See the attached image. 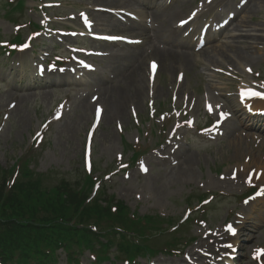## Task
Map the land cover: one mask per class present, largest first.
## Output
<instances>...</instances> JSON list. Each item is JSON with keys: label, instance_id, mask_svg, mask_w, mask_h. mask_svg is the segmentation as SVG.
<instances>
[{"label": "rangeland", "instance_id": "374dc122", "mask_svg": "<svg viewBox=\"0 0 264 264\" xmlns=\"http://www.w3.org/2000/svg\"><path fill=\"white\" fill-rule=\"evenodd\" d=\"M62 5L59 8L60 11L70 12L72 10H77L84 8L86 4L92 5V3L103 4L107 6H133L138 0H61ZM221 0L220 2H223ZM238 0H231V6ZM4 3H0V14ZM146 3L151 7L156 6L159 10H162L164 6L163 0H146ZM31 4V0H26L24 7V17L20 18V22L25 20V18L30 17L27 13V6ZM230 6V7H231ZM169 9V8H166ZM152 10V9H151ZM154 13V12H153ZM155 16L156 28L150 33L155 34L162 38L172 37L173 40L178 38V34L171 35L169 34L168 28L172 20L176 16L169 17L167 16V11L165 15L157 14ZM239 18L237 22L230 26L228 29L229 34L241 33L240 28L237 29L238 24L241 21L248 19V13L246 11L239 13ZM98 21V27L102 31L110 32L113 30L120 31V29L114 24V19L109 15L95 13ZM31 18V17H30ZM165 21L166 26L162 27L161 23ZM247 27H242V30L247 32L246 43H242L240 46L245 45L248 51L253 55V58L249 61H243L238 63V70H241V64L252 63L253 66L259 68L264 76V49H260L257 45L252 42V36L262 34L264 37V2L259 3L257 12L254 13L253 21L247 23ZM125 28V27H124ZM11 24L2 21L0 23V32L2 34H10ZM125 30H128L125 28ZM157 37V40L161 42V39ZM244 39V38H242ZM247 43H251L250 45ZM46 45H50L51 42H46ZM151 44V43H150ZM148 46H141L138 48H124L120 56L110 57L101 59L98 61L103 70H100L99 73L95 74L94 78L91 80L94 82H99V79L106 78L109 81V85H123L121 71H124L126 68L133 65H136L138 61L142 63L143 73H144V82L146 76V58L143 57L142 60H138V54L134 56L128 55L131 51L140 50L142 54ZM244 47V46H243ZM166 48V47H165ZM182 49H177V53ZM184 53L187 52L191 59V64L184 67V81L179 85V87L173 85L174 76L173 74L178 69L177 67L172 71L168 72L165 69H160L159 76L156 79L155 91V102L158 107V112L170 111L171 103L170 95L171 92L176 90L178 96L181 97L184 92L188 96H202L201 91L204 92L207 89V85L216 87L215 93L220 92L221 88L227 87V81L220 77L217 78L213 76L212 70H209L211 66L224 67L223 62L220 58L213 63L208 62L202 53L198 55L192 53V50H182ZM179 62V60H176ZM29 56H25L22 61L20 68H16L15 63L10 64V69L7 74L2 73L4 66L2 61H0V79L9 80L7 83L0 82V110L5 108V105L11 101L15 100L16 105L12 109L10 117L7 120L4 128L0 132V167L7 168L11 167L13 163L18 159H25L30 156L29 162L31 166L39 172H46L50 169H57L61 172L63 171H72V168L81 159L82 146L84 140V133L87 128V125L90 122L91 116V107L88 110L87 118H80L82 114V106L84 103L79 101L74 105L72 110L65 115V117L58 123H55L50 131L47 133L45 140L42 144L39 145V148L32 146L28 148L30 136L37 129L41 120L47 115V111L50 108V105L56 101V95H51L47 89H30L26 93L22 92V85L17 80V72L23 68L28 69ZM244 66V65H243ZM128 69V68H127ZM127 71V70H126ZM112 72V73H111ZM119 72V75H118ZM172 73V74H171ZM110 74L115 75V78L108 80ZM172 81H168L169 79ZM51 80L53 78L51 77ZM125 82V81H124ZM31 85L32 83H27ZM136 86L132 83V91ZM228 89V88H225ZM55 92L54 90H51ZM64 92V90H61ZM130 91V93L132 92ZM199 91V92H198ZM148 94L144 90V94L140 101H135L140 109L139 117L142 122H145L138 129H135V126L132 124L131 117L128 112V101L131 98H126L127 100L122 103L124 112L122 117L110 116L109 114H104L103 120L99 126V129L96 131L94 136L93 144V159L96 162V175L101 176L104 172L113 168L114 163V154L117 151L123 150L126 154V157L129 159L131 156V151L126 149L131 146L133 138L139 136L140 139L146 138L148 143H153L156 138V127L159 129L160 123L158 119H151L147 113V99ZM87 97L83 102H86ZM100 100V97H99ZM231 102L234 103L233 99L230 98ZM105 107L106 104L104 100H100ZM136 105V107H137ZM119 119L123 127H126V132L119 134L114 127L115 120ZM151 122H146L147 120ZM166 126V123H165ZM153 127L154 138L148 136V128ZM169 129V126L166 127V132ZM228 129L235 132L230 137L234 138L238 133L236 130V123L231 122L228 124ZM147 142H145V145ZM229 136L226 141H220L217 143H210L202 141L199 144H195L192 147L185 145L183 150L178 152V159L180 162L177 165L169 166L168 162L165 160L163 163L152 162V167L150 172L145 176H139L136 173L135 168L130 171V179L125 180L120 175H116L113 178L112 183L107 182L105 185L107 187L106 194H114L115 200H123L129 209L136 210L140 215L143 214H153L160 211L165 214V218H171L176 223L181 217L183 210L186 206L193 207L197 204L196 197L200 194H210L217 193L220 191L227 190L230 192V197H217L207 206V215L206 218H209L211 227L220 226L224 221L226 216L232 215L229 212L232 208H237L238 204L236 203L237 195L241 191L237 186L233 184H226L220 181L214 172L217 168L222 166L226 161H230L233 148H230ZM241 146H245L244 150H252L251 146L246 145L244 142ZM262 149L258 153L260 159L264 162V141L259 145ZM182 151V152H181ZM184 153V154H183ZM183 154V155H181ZM151 156V154H149ZM147 155H145L146 157ZM188 158V159H187ZM187 159V160H186ZM186 160L185 163L188 165H183L184 168L188 169L184 175L176 177L174 172L177 171L179 167H182V161ZM222 171H226L224 168ZM147 180L152 181V185L144 186V183ZM203 185V186H202ZM202 186V187H201ZM239 192V193H238ZM150 197L149 199L146 197ZM250 217L247 218L246 224L244 226V231L249 234L250 239L245 238L242 240L243 248L247 249L254 244L264 243V200L255 204L253 209H251ZM193 222H189V228L187 229L186 236L190 233L196 235L198 232L197 228L192 225ZM254 230V231H253ZM184 234H176V237H179ZM260 235V236H259ZM257 237V238H256ZM256 238V239H255ZM242 239V238H241ZM162 240V239H160ZM193 245V244H192ZM190 245V246H192ZM188 246L187 248H190ZM61 253L57 259L58 264H68L66 261V256L61 250H58ZM79 264H90L89 251H82L78 254ZM161 264H182L181 257H166L159 256L155 258ZM140 264H146L143 260H137ZM102 264H109L104 262ZM112 264H121L120 262Z\"/></svg>", "mask_w": 264, "mask_h": 264}, {"label": "trees", "instance_id": "16d2710c", "mask_svg": "<svg viewBox=\"0 0 264 264\" xmlns=\"http://www.w3.org/2000/svg\"><path fill=\"white\" fill-rule=\"evenodd\" d=\"M22 187L17 188V193L7 195V200L11 198L13 205L19 204L18 206L5 205L0 200V252L3 250L4 255L9 259H12L15 251L23 252L21 257L22 262H27L31 257H44L47 258L48 255L44 253L43 244L50 248L53 244L60 242L62 240H70L71 235L74 233L81 234L82 231L78 230L76 227L68 228L71 218L70 211H66L65 208H61V203L59 199H54L56 206L52 205L50 202L52 199L44 200L41 205L44 206L41 210L37 207L33 208L29 205L33 197L30 193L25 195H20ZM2 196V191L0 190V197ZM26 209L28 210L26 212ZM24 213H26L24 215ZM20 215V219L28 221L30 223H23L21 221L13 220V218H8V216ZM24 215V216H22ZM71 217V218H70ZM37 224L39 227L43 224L47 229H52L49 235H53V240L47 239H34L32 238V224ZM53 230L55 233H52ZM86 230H83L85 232ZM37 260L36 258H34Z\"/></svg>", "mask_w": 264, "mask_h": 264}, {"label": "bare ground", "instance_id": "6f19581e", "mask_svg": "<svg viewBox=\"0 0 264 264\" xmlns=\"http://www.w3.org/2000/svg\"><path fill=\"white\" fill-rule=\"evenodd\" d=\"M253 4L248 8V13L252 14L253 8L256 6V4L263 2L264 0H252ZM241 25V24H240ZM242 26V25H241ZM244 27H247V25L243 24ZM245 31V30H242ZM243 36H247V33L241 32ZM240 33L235 36H232V41L228 45L227 49H224L222 46L218 48H214V53L211 54L210 52L204 53L206 56H208L210 59L214 58V55H219L225 59L228 60L229 63H234L236 61L241 62L240 60H248L250 59L249 54H247L245 51L238 50L236 48V43L239 42ZM226 50H230L232 53L229 55ZM154 55L157 56L161 61V67L165 68L166 71H171L173 69L172 67V61L175 59H181L183 58V62L187 65L189 62L187 61V58L184 55H177L175 54L172 49H166L165 52L162 51H154ZM142 57V56H141ZM160 61V62H161ZM235 64V63H234ZM159 71V69H158ZM158 73V72H157ZM122 79L124 82L123 85H112L110 87H103L102 86V98L104 101H106L107 104V111L113 112L114 114H121L123 113V107H122V101L125 102L126 98H131V102L134 100L140 101L142 99V96L144 94V87H146L145 82L143 81L144 75L142 71V64L139 63L136 66L130 67L129 69L121 71ZM139 77V80H138ZM121 79V80H122ZM132 83L136 86L132 91ZM148 84V82H147ZM130 91H132L130 93ZM84 110H88V106L86 105ZM236 142H240V140H236ZM241 150H237L236 154L240 155ZM188 159V158H187ZM186 159V160H187ZM184 160V164L186 162ZM182 171V168L179 169ZM179 172V171H178ZM259 200V199H258Z\"/></svg>", "mask_w": 264, "mask_h": 264}, {"label": "snow or ice", "instance_id": "6c2138e0", "mask_svg": "<svg viewBox=\"0 0 264 264\" xmlns=\"http://www.w3.org/2000/svg\"><path fill=\"white\" fill-rule=\"evenodd\" d=\"M25 47H27V45H25ZM153 68H155V65L153 64ZM252 95H256V93H251ZM245 95H247V93H245ZM211 107H209V111H211ZM229 231H231V228L229 227L228 229ZM262 255H264V250H257L255 255H254V258L255 259H259Z\"/></svg>", "mask_w": 264, "mask_h": 264}]
</instances>
